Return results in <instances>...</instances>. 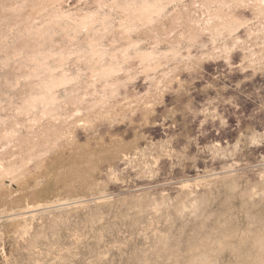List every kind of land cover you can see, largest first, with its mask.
<instances>
[{"label": "rangeland", "instance_id": "rangeland-1", "mask_svg": "<svg viewBox=\"0 0 264 264\" xmlns=\"http://www.w3.org/2000/svg\"><path fill=\"white\" fill-rule=\"evenodd\" d=\"M161 1L0 0V264H264V14Z\"/></svg>", "mask_w": 264, "mask_h": 264}, {"label": "bare ground", "instance_id": "bare-ground-1", "mask_svg": "<svg viewBox=\"0 0 264 264\" xmlns=\"http://www.w3.org/2000/svg\"><path fill=\"white\" fill-rule=\"evenodd\" d=\"M139 1V6L138 7H136V8H134L133 7V4L132 3H130V2H126L125 4H123V7L124 8H127V9H133V11L134 12H136V13H138L140 16H142V18L143 17H145L146 19H149L150 17H151V14L154 12L155 13V11H157L158 12V10L160 9V4H162V1L161 0H138ZM160 1H161V3H160ZM234 1V0H233ZM243 1V0H242ZM255 1V3H256V5H257V7L261 10V12L264 14V0H253L252 2H254ZM230 3V2H229ZM236 4V3H235ZM232 5V4H231ZM161 9H163V8H161ZM122 10V9H121ZM123 11V10H122ZM220 19V18H219ZM130 21V20H129ZM236 21V20H235ZM223 23H224V21H223ZM228 24V23H227ZM226 24V26L227 27H233L234 25H235V23H234V25L232 26L231 24H228L227 25ZM237 28V27H236ZM239 28V27H238ZM211 29V28H210ZM230 29V28H229ZM237 31V30H236ZM97 49H95V51H96ZM98 51V50H97ZM101 52V51H100ZM143 53H141L140 55H141V57L143 58V59H149L151 56H152V52L150 51H148V52H146V51H142ZM98 54H99V52H98ZM103 54V53H102ZM101 55V54H100ZM138 55V54H137ZM139 55V56H140ZM154 55V54H153ZM36 60H38V59H36ZM143 61H145V60H143ZM147 61V60H146ZM100 69V68H99ZM117 69H116V65H114V64H111V65H109L107 68H103V67H101V70H98L99 71V73L100 74H104V75H110V74H112V73H114L115 71H116ZM103 75V76H104ZM69 79L70 78H68V76L67 75H65V74H63V75H61V76H59L58 78H51V79H45V80H43L42 81V85H40V86H42L41 88V93H42V95L40 96V100L42 101V103L45 105V110L46 111H48L49 113L51 112V111H49V109H50V105L51 104H53L54 102H53V100H54V97L52 96V93H51V90L52 89H54L56 86H58V85H60V84H67L68 82H69ZM36 106V103L33 101V100H31V101H29L28 102V105H27V108L28 109H30V108H33V107H35ZM45 154L44 155H47L48 154V152H44ZM40 156V155H39ZM42 156V155H41ZM40 156V157H41ZM16 168V167H15ZM14 167H8V168H6V169H4V168H2V169H4V170H2V172H3V174H5L6 176L8 175V174H15V172H16V169H15ZM18 170H20V169H18ZM1 172V173H2ZM18 172V171H17ZM45 204H43V203H37V205L35 206V208H40V207H42V206H44ZM31 207H33V206H31ZM34 208V207H33ZM43 210V209H42ZM33 211H34V209H33Z\"/></svg>", "mask_w": 264, "mask_h": 264}]
</instances>
